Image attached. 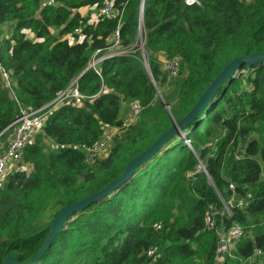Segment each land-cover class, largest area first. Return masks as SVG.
<instances>
[{
    "label": "trees",
    "instance_id": "obj_1",
    "mask_svg": "<svg viewBox=\"0 0 264 264\" xmlns=\"http://www.w3.org/2000/svg\"><path fill=\"white\" fill-rule=\"evenodd\" d=\"M55 1L0 0V67L11 81L7 87L0 70V154L21 111L46 106L39 134L0 185V264L8 256L16 262L9 264L29 262L62 206L118 178L129 160L192 109L233 58L264 54V0L192 6L184 0ZM107 1L115 11L110 18L90 21L79 12ZM141 6L153 83L131 55L104 60L99 74L82 73L96 50L111 46L116 30L121 47L134 42ZM159 55L180 60L163 100L156 89L165 84ZM76 76L82 104L54 106ZM132 102L141 108L135 118ZM105 127L116 128L115 135L105 154L87 163L81 147L96 143ZM183 133L112 195L67 218L33 264H216L220 234L231 226L243 234L232 244L234 258L222 264L247 258L258 264L255 250L264 252V63L228 76ZM232 195L231 213L222 214ZM150 248L155 254H147Z\"/></svg>",
    "mask_w": 264,
    "mask_h": 264
},
{
    "label": "built area",
    "instance_id": "obj_2",
    "mask_svg": "<svg viewBox=\"0 0 264 264\" xmlns=\"http://www.w3.org/2000/svg\"><path fill=\"white\" fill-rule=\"evenodd\" d=\"M198 0H184V3L187 6H192L196 4ZM42 5L53 6L56 4L55 0H40ZM113 6L110 1H107L99 10L97 15L93 20L99 17L110 18L114 13ZM92 20V21H93ZM142 6L139 9L138 20H137V36L133 43L127 45L126 47H121L120 45V36L119 31L116 30L112 38L110 40L111 46L103 52H99L96 50L90 59L88 60L85 69H92L95 73H100V65L101 63L113 56H124L131 55L135 56L139 60H141L145 69L149 71V61L150 56L149 53L144 48V37H142ZM1 28V25H0ZM75 36L77 39L80 38V33L78 29H75ZM74 41L76 39H71ZM138 53V56L136 55ZM158 63L161 70V74L165 76V84L167 86V82L175 78L179 72L180 68V60L178 58H167L166 56L159 55ZM1 74L4 81V84L8 87L10 84V76L9 73L4 71L1 67ZM83 72V71H82ZM78 77L76 76L68 85V87L61 92L51 103L53 105H59L62 103H70L71 106H80L82 104V100L84 96L78 90ZM158 91V88H156ZM130 113L132 118H135L139 111L141 110L139 104L137 102H132L129 104ZM45 107L32 110V111H21V114L16 117L8 126L9 130V139L7 142V146L4 152L0 155V185L3 181L6 173L12 167L16 165V163L20 160L21 153L26 145L31 141L30 134L40 129L41 123L43 121V114H45ZM116 128L105 127L103 129V133L99 140L91 146H82L81 150L83 152L84 160L87 163H91L94 160L102 157L106 148L109 145L110 139L115 135ZM229 188L233 190V185H230ZM232 200L233 195L230 197L228 202L223 203V211L222 214L229 215L231 213L232 208ZM237 206H241V203L238 202ZM215 213V208H210L209 212L206 214V224L207 228L211 229L213 227V214ZM242 230L238 226H231L228 229L222 230L218 246L215 252V260L216 264H222L227 258H234V255L231 253L232 244L242 236ZM156 248H150L147 250L148 255L155 254ZM255 255L258 257V264L264 263V252L260 249L255 250ZM250 258L240 260L241 264H248Z\"/></svg>",
    "mask_w": 264,
    "mask_h": 264
},
{
    "label": "water",
    "instance_id": "obj_3",
    "mask_svg": "<svg viewBox=\"0 0 264 264\" xmlns=\"http://www.w3.org/2000/svg\"><path fill=\"white\" fill-rule=\"evenodd\" d=\"M262 63H264V54L260 53H253L247 56H237L233 58L222 69V71L211 81V83L204 90L202 95L197 99L192 109L187 112L180 120L175 121L173 125L169 127L165 132H163L147 149H145L144 151L133 157L131 160H129V162L125 165L121 175L118 178L109 182L100 190L93 192L80 200L70 202L62 206L56 212L51 222L47 225V228H49V232L44 246L26 264H33L37 260V258L40 257V255L46 249L52 238L65 227L67 218L77 212L84 210L90 205L98 203L104 198L112 195L118 190V188L122 184L128 181L138 171V169L142 168L148 162H150V160L156 154H158L161 149L165 147V145L171 138L175 136L183 137V130L192 121L193 118H195L202 112L203 108L206 106L209 98L212 96L214 91H216V89L228 78V76L236 74L240 66L242 65L250 67L252 65H258ZM84 71H86V69H84L83 72ZM149 76L153 83V79L150 74ZM160 98L163 100L162 96H160ZM165 107L170 112L169 107L167 105H165ZM9 263H16L11 256L6 257L2 264Z\"/></svg>",
    "mask_w": 264,
    "mask_h": 264
},
{
    "label": "rangeland",
    "instance_id": "obj_4",
    "mask_svg": "<svg viewBox=\"0 0 264 264\" xmlns=\"http://www.w3.org/2000/svg\"><path fill=\"white\" fill-rule=\"evenodd\" d=\"M79 12L83 15V16H88L90 19V21H92L93 19H94V17L97 15V13H98V9H96L95 7H93V8H89V7H83V8H81L80 10H79ZM51 32H53V34H56L57 32L54 30V29H51ZM6 34L4 33L3 34V36H5ZM26 35H27V37L29 38V39H31V40H36V38H35V36L32 34V33H30V32H28L27 30H26ZM135 36H137V34L135 35ZM73 82V81H72ZM167 89V86H164V87H162V88H159L158 89V95H159V97H160V95L162 96V90L164 91V90H166ZM43 116H44V114H43ZM39 127H38V130H35V131H33L31 134H30V140H32L33 139V137H34V135L36 134H39ZM8 139H9V136L7 137V141L6 142H8ZM46 143H47V145H50V142L49 141H47L46 140ZM6 146H7V143H6ZM6 146H5V148H6ZM5 148L3 149V151H2V153L4 152V150H5ZM1 153V154H2ZM0 154V155H1Z\"/></svg>",
    "mask_w": 264,
    "mask_h": 264
},
{
    "label": "crops",
    "instance_id": "obj_5",
    "mask_svg": "<svg viewBox=\"0 0 264 264\" xmlns=\"http://www.w3.org/2000/svg\"><path fill=\"white\" fill-rule=\"evenodd\" d=\"M89 8H91V7H89ZM92 8H93V7H92ZM22 168H24V169H28L29 166H28V165H26V166H22Z\"/></svg>",
    "mask_w": 264,
    "mask_h": 264
}]
</instances>
